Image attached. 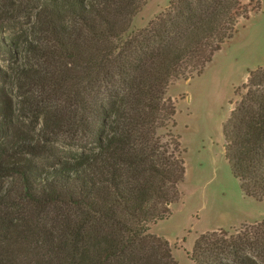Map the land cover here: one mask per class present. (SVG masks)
<instances>
[{"label":"trees","instance_id":"obj_1","mask_svg":"<svg viewBox=\"0 0 264 264\" xmlns=\"http://www.w3.org/2000/svg\"><path fill=\"white\" fill-rule=\"evenodd\" d=\"M16 3L36 10L45 43L26 47L47 65L17 68V79L60 89L64 105L46 111L44 127L73 150L21 130L0 87V264H180L152 232L187 172L168 90L200 76L261 1L170 0L131 31L147 0H0L9 56L18 43L3 35L4 13ZM247 74L222 124L224 156L241 191L264 201V65ZM187 254L193 264H264V221L205 231Z\"/></svg>","mask_w":264,"mask_h":264},{"label":"rangeland","instance_id":"obj_2","mask_svg":"<svg viewBox=\"0 0 264 264\" xmlns=\"http://www.w3.org/2000/svg\"><path fill=\"white\" fill-rule=\"evenodd\" d=\"M169 1L147 0L134 18L131 31L145 27ZM260 1V13L239 24L238 31L215 53L200 76L179 80L168 90L177 106L175 131L186 150L187 172L173 214L154 225L152 232L170 241L180 264H193L187 252L199 234L224 227L235 234L244 224L264 221V201L246 196L231 173L222 133V124L233 108L230 100L238 99L234 88L245 82L249 68L264 65V0ZM16 8L3 12L7 27L3 35L7 39L12 36L18 45L16 56L0 52V87L14 101L17 126L34 138L47 137L58 152L68 155L73 150L68 145L69 136L44 127L46 111L58 112L64 105L60 89L53 82L42 88L17 79V68L35 67L43 73L47 65L26 47L29 41L45 43L38 31L36 10L17 3Z\"/></svg>","mask_w":264,"mask_h":264},{"label":"crops","instance_id":"obj_3","mask_svg":"<svg viewBox=\"0 0 264 264\" xmlns=\"http://www.w3.org/2000/svg\"><path fill=\"white\" fill-rule=\"evenodd\" d=\"M178 81H179V80H178ZM178 81H177V82H178ZM224 228H225V227H224Z\"/></svg>","mask_w":264,"mask_h":264}]
</instances>
